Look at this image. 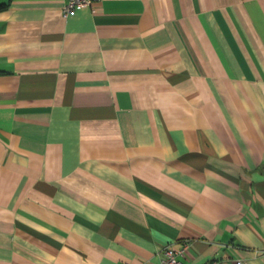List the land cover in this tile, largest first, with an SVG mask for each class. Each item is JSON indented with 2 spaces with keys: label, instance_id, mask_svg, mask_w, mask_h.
Returning <instances> with one entry per match:
<instances>
[{
  "label": "crops",
  "instance_id": "0c3cea01",
  "mask_svg": "<svg viewBox=\"0 0 264 264\" xmlns=\"http://www.w3.org/2000/svg\"><path fill=\"white\" fill-rule=\"evenodd\" d=\"M0 264H264V0H4Z\"/></svg>",
  "mask_w": 264,
  "mask_h": 264
},
{
  "label": "built area",
  "instance_id": "2783aa9c",
  "mask_svg": "<svg viewBox=\"0 0 264 264\" xmlns=\"http://www.w3.org/2000/svg\"><path fill=\"white\" fill-rule=\"evenodd\" d=\"M95 0H66L63 7L64 16H68L76 9L84 8L91 5ZM191 242L187 241L180 247H174L172 245L165 246L160 253V261L156 264H188L183 260L185 255L190 248ZM216 264V263H211ZM231 264H248L243 258H236Z\"/></svg>",
  "mask_w": 264,
  "mask_h": 264
},
{
  "label": "trees",
  "instance_id": "16d2710c",
  "mask_svg": "<svg viewBox=\"0 0 264 264\" xmlns=\"http://www.w3.org/2000/svg\"><path fill=\"white\" fill-rule=\"evenodd\" d=\"M9 4V1L0 0V10L5 9Z\"/></svg>",
  "mask_w": 264,
  "mask_h": 264
}]
</instances>
